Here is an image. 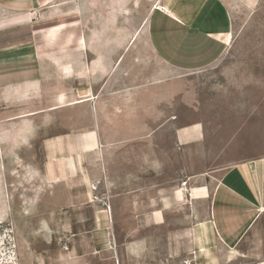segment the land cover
Here are the masks:
<instances>
[{
	"label": "rangeland",
	"instance_id": "rangeland-1",
	"mask_svg": "<svg viewBox=\"0 0 264 264\" xmlns=\"http://www.w3.org/2000/svg\"><path fill=\"white\" fill-rule=\"evenodd\" d=\"M153 2L64 0L60 13L73 24V47L79 49L82 37L90 49H79L80 77L87 74V83L80 80L78 94L93 83V100L55 108V80L47 78L48 87L38 88L32 102L14 106L15 119L0 105V264H120L125 226L135 222L131 213L124 214V199L127 194L128 207L131 197L136 206L137 176L144 190L151 188L157 169L150 165L158 151L161 160L174 159L159 169L161 182L264 159V0H179L192 8L203 32H222L212 37L213 48L223 54L209 65L171 75L146 55L143 27ZM51 5L41 8L42 15L54 17ZM32 37L33 46L61 43L48 45L46 33ZM39 64L33 57V74H39ZM104 65L107 70L96 74ZM64 90L72 89L65 83ZM71 101L68 97L65 104ZM199 128L200 140H193L190 135ZM88 129L96 130L100 163L94 162L99 153L82 159L71 151ZM125 158L134 163L119 167ZM140 159L143 166L136 168ZM200 162L205 165L196 166ZM84 170L96 186L93 202L85 198L87 187L77 188ZM147 197L143 205L150 209ZM176 202L194 206L191 200ZM106 207L108 233L99 230L98 211ZM143 218L149 223L148 215ZM261 219V228L239 248L238 264H264V213ZM108 234L113 249L106 244Z\"/></svg>",
	"mask_w": 264,
	"mask_h": 264
},
{
	"label": "crops",
	"instance_id": "crops-1",
	"mask_svg": "<svg viewBox=\"0 0 264 264\" xmlns=\"http://www.w3.org/2000/svg\"><path fill=\"white\" fill-rule=\"evenodd\" d=\"M63 1L0 0V105L5 108L11 119H15L16 104L32 102V96L38 93V88L48 87L45 83L47 78L55 80V108L93 100V83L80 87L78 94L80 80L84 81L87 76L86 74L80 77L79 52H90V49L82 37L78 46L80 51L73 47V24L68 19L65 21L60 13ZM51 2L55 4L49 6L55 11V19L47 14L42 15L40 11ZM166 2L164 4L172 13L151 6L144 24L143 28L147 29L146 55L154 57L169 75L176 70L192 71L204 67L222 56V50L213 48L216 47L214 42H217V39L212 37L222 32H203L199 27L198 17L191 14L192 8L186 9L185 4L180 6L179 0ZM44 33L48 45L55 44L57 40L61 43L57 42L55 47L39 46L38 43L33 46L32 35ZM141 33L143 30L137 31L132 38H137ZM230 34H227V38ZM104 55L106 57L111 54ZM33 57L40 62L37 71L39 74H33ZM205 57L208 58L203 60ZM106 70L107 66L104 65L103 68L98 67L95 72L101 74ZM65 83L67 88L72 89L71 92H65ZM85 83L87 81H84ZM66 94L73 99L68 104H65L68 98ZM34 113L31 112L30 115ZM186 134L180 131V142H186ZM85 136V140L71 144L72 153H78L82 159L90 153H99L96 155L100 159L94 162L100 163L102 156L96 130L88 129ZM190 137L200 140V128L196 133L192 132ZM202 149V144H198L195 151L200 152ZM165 152L167 151L164 150L163 153ZM160 153L161 151H158L156 160H151L150 166L157 169V179L152 178L151 188L144 190L141 181L143 179L137 176L134 181L139 185L134 194L136 206L131 197L132 205L128 207L127 194L124 199V214L128 216L131 213L135 216V222L125 226L127 236L125 242H121L123 254L119 263L238 264L242 256V250L239 248L250 234L261 228L264 213V159L237 163L211 175L202 170L186 172L179 176L177 181L175 178H168L163 183L159 169L170 166L174 159L168 157L161 160ZM135 162L136 168L143 166V160ZM130 163L134 162L125 158L119 167H128ZM204 165L200 162L196 166ZM191 167L186 164V169ZM76 181L77 188L87 187L85 198L93 202V199H96V186L87 170H84L82 178ZM148 192L151 195L146 196L151 200L148 202L150 209L143 205L145 194ZM186 200H191L194 206L191 207L190 203L177 206L176 201ZM108 212V207L98 211L99 230L105 233L109 231ZM146 215L149 223L144 222L146 219L143 217ZM195 230L196 238L193 233ZM108 237L106 244L113 249L112 236L108 234ZM212 243L214 247L211 248L209 245Z\"/></svg>",
	"mask_w": 264,
	"mask_h": 264
},
{
	"label": "bare ground",
	"instance_id": "bare-ground-1",
	"mask_svg": "<svg viewBox=\"0 0 264 264\" xmlns=\"http://www.w3.org/2000/svg\"><path fill=\"white\" fill-rule=\"evenodd\" d=\"M154 3V2H153ZM153 5V4H152ZM154 8H156V9H160V8H163L165 11H167V12H171L172 13V11H171V9L169 8V7H167V6H165V5H163L162 4V0H156V2L154 3V6H153ZM11 258V257H10ZM14 261V260H13Z\"/></svg>",
	"mask_w": 264,
	"mask_h": 264
}]
</instances>
